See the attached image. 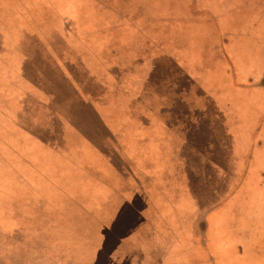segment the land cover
I'll use <instances>...</instances> for the list:
<instances>
[{
    "label": "rangeland",
    "instance_id": "1",
    "mask_svg": "<svg viewBox=\"0 0 264 264\" xmlns=\"http://www.w3.org/2000/svg\"><path fill=\"white\" fill-rule=\"evenodd\" d=\"M120 7H132L133 29L113 13ZM20 8L51 49L22 26ZM107 26L122 79L109 54L107 73L79 46L92 39L99 51ZM0 60V95L37 134L15 145L36 171L20 164L19 183L0 164V198L20 202L30 221L17 224L30 235L47 234L11 244L19 257L1 247L0 264H264V0H0ZM120 147L148 175L128 172ZM4 155L12 167L15 155ZM46 170L57 185H33Z\"/></svg>",
    "mask_w": 264,
    "mask_h": 264
},
{
    "label": "crops",
    "instance_id": "2",
    "mask_svg": "<svg viewBox=\"0 0 264 264\" xmlns=\"http://www.w3.org/2000/svg\"><path fill=\"white\" fill-rule=\"evenodd\" d=\"M96 2L99 3V0H96ZM35 6H37V5L35 4ZM173 7H175V5ZM131 9H132V7H130V9H128L127 7H124L123 9H121V7H120V10H118L117 8H114V12H113V13L117 14L121 19H125L124 20L123 27L126 28V23H127L129 29L130 28L131 29L134 28V22H133V25L131 26L130 21L129 20L127 21L126 20V17L130 19L131 18V15H133V18L135 17V19H137L136 18L137 16L135 15L134 12L131 11ZM20 10H21L22 15H23L22 16V19L24 20V23H21L22 26L23 27L24 26H27V28H31V30L33 29V26H36L37 29H38V32L40 34V38H35V39L37 41H39V44H40L41 47H42V45L44 46V44H45L48 49H51L52 43L47 38L48 37V34L46 35L45 33L42 32V30H41L42 29V25L41 24L40 25H37L35 18H31V16H30L31 14L24 13L21 8H20ZM38 10L39 9H37V11ZM186 13H188V15H191L190 14L191 12H189V10L187 8H186ZM201 14H202V12H201ZM37 15L39 16L40 19H42L41 22L43 23L44 22L43 21L44 20V15H40V14H37ZM192 15H196V14H192ZM206 15L208 17H205V18L209 19L208 21H211V23H213V21L215 20L216 21V24H217V27L219 29H222L218 25L216 18L212 14H209L208 13ZM213 25H214V23H213ZM107 27L113 31V36H112V38L109 39V41H108V43L106 45H102L100 47L99 51L97 50L96 46L91 43L92 39H90V41H89L88 39L86 40V38H84V39L82 38L81 41L79 42V46L82 48L83 52H85L86 59L91 60L90 63H92V64L94 63V64L99 65L102 68V70L105 71V72H107V73L109 71L108 70V65L107 64L106 65H102L101 62L103 61V58L109 54V56L111 57L112 61L114 60L113 64L115 66V69L121 68V72H119L118 75H116V76L117 77H120L122 79V78H125L126 76H129L128 74H126L128 70L127 69H124V67L126 65H123V64L121 65L120 62L117 63L118 62L117 61V57L114 58V56H116L115 52H116V48H117L116 47L117 44H116V41L114 39V36H115V29H114V27L115 26H110V27L107 26ZM214 27H215V25H214ZM5 29L9 31V29H7V28H5ZM18 29H21V28H19V26H17L16 31L21 32V30L19 31ZM135 29H140V27L139 26H135ZM140 30L139 31L136 30L138 34H141V31ZM212 30H213V28H212ZM16 31L14 32L15 33V36L18 35V37H19L20 33H16ZM210 32H208V33L210 34ZM206 35H207V33H206ZM77 37L80 38L78 35H77ZM87 38H88V36H87ZM216 38H217V36H216ZM225 38H226L225 35L222 34L221 39H223V43H225ZM32 39H33V42H34V38H32ZM221 39H219V40H221ZM123 40L124 41L121 42V44L123 46L122 47H119V48H121V50H124L125 49V45H126L125 38ZM23 42H27V40L26 41L25 40L24 41L22 40L21 42L17 41L15 43V45L17 46L18 49L20 48V46H23V44H24ZM224 45L225 46H229V43L228 44L225 43ZM124 54L125 55L128 54V49L127 48L125 49ZM77 55H78V53H77ZM204 59L206 60V58H204ZM55 60L57 62H60L61 61V58L60 57H56ZM83 60H85V59H83ZM120 60L121 61H124V60H127V58L120 59ZM147 61H148V59L145 60V63ZM225 71L226 70H224V74H226ZM90 72H93V70H90ZM131 72L132 73H137V71H134L133 69H131ZM15 73H17L15 76H17L19 78H21L22 75H23V72L21 70L16 71ZM0 76H1V74H0ZM113 76H114V78L116 77L115 75H113ZM136 76H137V74L134 75L132 78H134ZM222 78L224 79V76H222ZM226 78H227V75H226ZM241 79H243V78H241ZM14 83L15 82L12 81L9 84H10V86H15ZM78 106L79 105H77V107L75 109H77ZM71 113H73V115H74V112H71ZM30 121H32V120H30ZM50 122H51V120H47V123H48L47 125H48V127L51 128ZM27 123L28 122H27L26 118H22L21 117L20 113L17 111V109L15 108V106L13 104L7 102V101H4L3 97L0 95V147H3L9 153H11V156L15 155V158L13 160L12 167H9L10 166V163L8 162V159L5 157L6 155H4V154H9V153L5 152L3 154L2 152H0V164H2V165L8 164L7 167H6V169L7 170H12V173L15 175L16 180L19 183L21 181H26V177L21 173L20 164H26L25 166H26L27 169L32 170V171H36V169H35V161L32 159V156L27 157V153H25V152H23L21 150L23 152L22 153L20 151V149L19 148L17 149L16 146H15V145H17L18 143L21 142V137L20 136H31V137H33V134L34 135H37V134H35V132H33L32 130H30L29 128H27ZM153 125H154V123H153ZM82 126H83V124H82ZM84 126L86 127L87 125L85 124ZM145 133H147V139L148 140L151 139V138L154 139V137L156 139V137L159 136L158 134H153V132L150 131V130L145 131ZM144 135H143V137H144ZM76 138L77 137H74V142L77 141ZM37 139H39V143L41 145L45 146L46 148L50 149L52 152H55V154L58 155V150L55 149L52 146V144H49L48 141H45L43 138L41 139L40 137H38ZM81 139L84 140L83 137H81ZM247 140H249V139H246V141ZM118 152H119V159H120L121 162L124 160V163L126 164V168H127V171L128 172L130 171L133 174V172L131 171V168H132L133 170H135L134 174L136 173L137 175L138 174L143 175V173L140 170H138L137 168H135V166L138 165L137 163H141V162H137L132 157L127 156V154L122 151L121 147H120V149H119ZM145 152H148V147L146 149V146H144L143 149H142V153L145 154ZM60 159L62 161L64 158L61 157ZM60 159L55 160V163L57 164V162H58L60 165H62L61 168L63 166H65L66 163L68 164V162H66L65 164L63 162L61 163ZM14 161L16 162V164H15ZM149 162L150 161L147 160V162H145V164L148 167L152 168L153 166ZM68 165L69 166H73V164L72 165L68 164ZM72 168L73 167H71V170H73V172H75V169L74 168L72 169ZM81 170H82L81 174H83L84 170L82 168H81ZM257 170H259V169L255 168V171L256 172H257ZM78 173H80V172H78ZM253 173H254V170H253ZM165 174H170V171H168L167 169L161 170L160 173H159V177L156 178L158 180V182H152L153 185H156L155 186V192H157V193H158L157 190L159 189V186L158 185H161V184L163 185V183H164V178L165 177H163V176ZM119 175H121V174L119 173ZM144 175H148V174L147 173H144ZM151 175H152V177L154 176L152 173H151ZM38 176L39 177L36 176L35 178L37 180L38 179L39 180H42L43 183H33V185H45V184L57 185L55 183L50 182V180H49L50 177L47 174V170H46V173L45 174H43V175L41 174V175H38ZM57 176H58V180L55 179V181L57 183H59L60 180L62 178H64V176H62V174H58ZM171 183L172 184H175V185H180V183L178 181H177V184H176V182H175L174 179H171ZM150 195H151L150 200L154 201L153 195H155V194L152 192ZM122 197L123 196L121 195L120 196V200L121 201H122V199H121ZM123 199H124V203H127L126 197H123ZM15 200H16V198H13L12 196H7V197H4V198H0V239L2 241V242H0V248L2 247L3 250H5V252L8 253V254L9 253H12L13 255H16L17 257H19L20 250L19 249L15 250L16 248H13V246L11 244H17L18 245L19 243H21L20 240H18V239H20V238L23 239V237H25V236L28 237V235L31 238L43 237V238L47 239V234L42 233L43 234L42 235L41 233H39V235H30V233L27 231V229H25V227H22L20 224H17L20 221H26V219L30 221V219L27 217V214H25L24 211L19 208L20 202H18V201L16 202ZM25 203H28V201L27 202L25 201ZM23 205H25V204H23ZM167 205L168 206H171L170 204H167ZM28 206H30V205H28ZM157 206L159 207L158 204H157ZM157 206H156V210L157 211H161L160 214L163 215V208L164 207L162 209H159V208H157ZM163 206H164V203H163ZM157 214L160 217V220L161 221L162 220H165L164 216H162L158 212H156V215ZM175 220L176 219H174V216H171L169 218V221H175ZM34 221H35V219L33 218L31 220V222H34ZM114 225H115V221L113 223V226ZM26 232L28 233V235H27ZM8 239H11L12 242L9 243L8 242ZM5 240L7 242L6 244H5ZM3 242H4V244H3ZM44 248H46V245H44ZM26 249H28V254H32L33 253L32 247L30 245L28 246V248H25L24 250H26ZM24 250H23V252H24ZM0 260H1V258H0ZM28 262H31L30 259H29V261H27V263ZM31 264H33V262H31Z\"/></svg>",
    "mask_w": 264,
    "mask_h": 264
}]
</instances>
